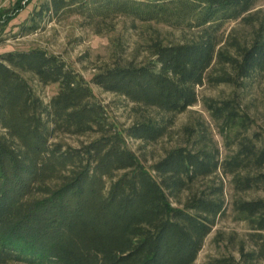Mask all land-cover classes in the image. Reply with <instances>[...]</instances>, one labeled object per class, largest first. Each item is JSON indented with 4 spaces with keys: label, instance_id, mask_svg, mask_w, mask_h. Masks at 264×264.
<instances>
[{
    "label": "trees",
    "instance_id": "trees-1",
    "mask_svg": "<svg viewBox=\"0 0 264 264\" xmlns=\"http://www.w3.org/2000/svg\"><path fill=\"white\" fill-rule=\"evenodd\" d=\"M258 1L46 0L33 12L24 31H36L46 16L76 14L97 34L123 16L195 35L171 44L155 38L148 62L94 74L90 82L136 104L137 118L121 128L59 55L41 48L0 54V264L195 263L226 213L222 180L200 192L195 184L221 173L238 190L264 187V134H249L253 120L228 98L204 100L231 148L226 158L202 120L186 125L183 141L151 166L127 139L165 137L207 81L241 85L264 72V19L250 41L224 29L233 20L259 21L251 14ZM215 64L221 72L208 74ZM32 78L59 89L46 101ZM59 134L96 137L72 146L54 140ZM234 210L254 245L242 246L234 264H257L264 260V198L235 200Z\"/></svg>",
    "mask_w": 264,
    "mask_h": 264
},
{
    "label": "rangeland",
    "instance_id": "rangeland-1",
    "mask_svg": "<svg viewBox=\"0 0 264 264\" xmlns=\"http://www.w3.org/2000/svg\"><path fill=\"white\" fill-rule=\"evenodd\" d=\"M46 0H0V54L12 50H30L41 48L49 53L59 55L75 71L79 72L87 81H91L94 74L117 63L142 64L151 59L149 44L159 38L166 44L183 42L191 39L195 33L188 29H180L156 22L134 21L127 17H117L113 21L112 29H105L97 34L89 25L84 24L83 17L76 14H65L60 17L46 16L40 22V27L33 32H27L25 26L32 24L29 20L35 10H38ZM259 21L249 25L242 20H233L225 24L226 34L250 41L256 28L264 19V0L258 1L251 10ZM155 59V57L153 58ZM221 66L215 64L208 74H218ZM231 71L230 68H228ZM36 91L48 101L57 93L58 84L41 85L31 79ZM99 101L107 109L109 120L120 128L133 123L137 118L134 111L135 103L124 96L107 92L90 82ZM199 101L185 112L178 114L172 130L156 142L146 143L141 140L127 139L128 146L137 152L147 166L162 158L167 150L183 141L186 125H194L204 121L210 128L214 139L221 149L222 158L231 153L226 146L224 137L204 104L205 99L234 98L243 112L248 113L253 120L249 134L259 132L264 134V72L244 79L241 85L219 83L213 85L208 81L197 87ZM3 129L0 128V133ZM96 137V134L70 135L59 134L54 140H60L72 146H79ZM224 183L226 213L217 220V224L208 235L204 246L194 264H234L240 259V249L251 250L253 243L249 237L251 232L248 222L240 219L234 210V201L238 199L253 200L264 198V187L250 190H238L232 181V176H213L200 179L194 186V191L208 189L211 185ZM189 191L184 192L181 201L185 202ZM175 205H179L174 201ZM225 262V261H224ZM228 262V263H227ZM257 264H264L260 260Z\"/></svg>",
    "mask_w": 264,
    "mask_h": 264
}]
</instances>
